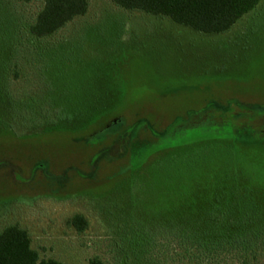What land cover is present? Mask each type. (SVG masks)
Here are the masks:
<instances>
[{
  "label": "rangeland",
  "instance_id": "rangeland-1",
  "mask_svg": "<svg viewBox=\"0 0 264 264\" xmlns=\"http://www.w3.org/2000/svg\"><path fill=\"white\" fill-rule=\"evenodd\" d=\"M42 2L0 0L3 27L24 45ZM88 2L85 15L41 41L55 43L46 70L33 62L21 79L11 62L8 89L103 115L82 133L15 136L0 127V231L17 225L39 259L64 264H191L175 258L160 225L185 219L214 243L230 240L226 230L242 218L254 239L249 264H264V139L237 136L264 124L244 116L264 109V0L211 35ZM228 208L236 214L223 215ZM75 215L86 221L82 232L69 223ZM211 264L239 263L222 252Z\"/></svg>",
  "mask_w": 264,
  "mask_h": 264
},
{
  "label": "trees",
  "instance_id": "trees-1",
  "mask_svg": "<svg viewBox=\"0 0 264 264\" xmlns=\"http://www.w3.org/2000/svg\"><path fill=\"white\" fill-rule=\"evenodd\" d=\"M109 1L121 10L169 18L179 26L211 35L229 31L243 16L254 10L261 0ZM42 3V7L25 32L28 41L23 42L26 45L21 43L22 39L19 37V40L18 34L15 35L14 32L5 30L0 16V127L15 136H18V134L19 136L33 135L43 130L53 129L82 133L91 125L100 122L103 114L98 113V118H95L94 114L91 115L74 109L65 110L60 105L51 103L48 100L49 97L43 104V101H39L40 99L38 100V97L34 94L30 96L22 95V101L18 92L13 94L8 89V67L11 62L14 61L13 63L17 65L18 78L21 77V79H24L25 70L31 68L33 62H36V64H39V61L43 62L39 65L46 70L49 64L54 61V57L52 58L49 55V50H52L55 43L42 47L41 41L58 35L75 18L85 15L89 5L88 0H43ZM1 11H3L2 5H0V14L3 13ZM20 44H23V46ZM20 46L21 48H19ZM20 52L29 55L30 59L26 60L25 63L19 62V64L17 57ZM246 114L247 112H245L244 116L246 118H244L249 122L257 118L264 119V109L260 107L256 110H250ZM232 115L234 118L240 114L233 113ZM118 121L120 120L115 118L111 123L108 122L102 129L96 131V134L114 126ZM239 130L240 133L237 136L244 142L253 143L264 139V124L256 132L258 135L253 133L251 127H241ZM213 211L216 212V209H213ZM222 214L234 216L236 213L228 208ZM243 215L240 214L239 217ZM240 221H237L234 225L237 228L236 231L230 228L226 230L227 234L225 235H230V240H222V238L214 243L201 240L198 234L193 235L189 232V229L186 228L187 220L185 219L182 222L171 221L167 226L160 225L158 232L161 237L173 238L170 247L174 246V256L177 260L188 261L191 264H211L212 260L223 252L233 254L239 264H249L251 260H256V257L250 256L254 239H250L243 232L246 223L242 218H240ZM69 223L79 232L84 231L87 226L81 215L73 216ZM168 243L162 244L165 248L163 252L165 254L168 251ZM0 264L64 263L54 259H39L37 252L31 248V240L27 231L17 225H10L0 231ZM89 264H101V262L92 259Z\"/></svg>",
  "mask_w": 264,
  "mask_h": 264
}]
</instances>
